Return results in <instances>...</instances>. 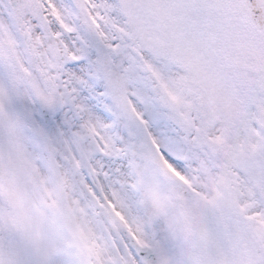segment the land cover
I'll list each match as a JSON object with an SVG mask.
<instances>
[{
  "label": "snow or ice",
  "instance_id": "6c2138e0",
  "mask_svg": "<svg viewBox=\"0 0 264 264\" xmlns=\"http://www.w3.org/2000/svg\"><path fill=\"white\" fill-rule=\"evenodd\" d=\"M0 264H264V0H0Z\"/></svg>",
  "mask_w": 264,
  "mask_h": 264
}]
</instances>
